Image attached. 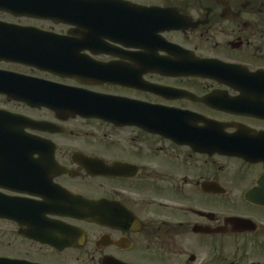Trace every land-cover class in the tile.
Returning <instances> with one entry per match:
<instances>
[{
  "label": "flooded vegetation",
  "instance_id": "af4514ba",
  "mask_svg": "<svg viewBox=\"0 0 264 264\" xmlns=\"http://www.w3.org/2000/svg\"><path fill=\"white\" fill-rule=\"evenodd\" d=\"M45 3L0 0V260L264 264V0Z\"/></svg>",
  "mask_w": 264,
  "mask_h": 264
},
{
  "label": "water",
  "instance_id": "95a60500",
  "mask_svg": "<svg viewBox=\"0 0 264 264\" xmlns=\"http://www.w3.org/2000/svg\"><path fill=\"white\" fill-rule=\"evenodd\" d=\"M70 1L71 0H63L62 7L64 8V10H66L65 12L58 10L56 8L57 6L53 4V0H46L45 6L49 7V12L52 15L68 18L70 16V13H69ZM2 118L4 119L5 117L2 116V114H0V119H2ZM1 125H3V124H1ZM0 264H6V262L4 260H0Z\"/></svg>",
  "mask_w": 264,
  "mask_h": 264
}]
</instances>
